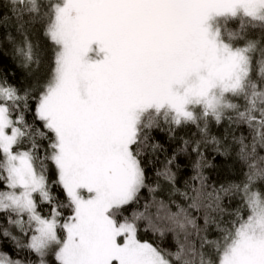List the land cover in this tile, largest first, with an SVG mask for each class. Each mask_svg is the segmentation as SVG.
<instances>
[{"label":"snow or ice","instance_id":"snow-or-ice-1","mask_svg":"<svg viewBox=\"0 0 264 264\" xmlns=\"http://www.w3.org/2000/svg\"><path fill=\"white\" fill-rule=\"evenodd\" d=\"M0 33L32 77L0 78V264H264V0H0Z\"/></svg>","mask_w":264,"mask_h":264},{"label":"trees","instance_id":"trees-1","mask_svg":"<svg viewBox=\"0 0 264 264\" xmlns=\"http://www.w3.org/2000/svg\"><path fill=\"white\" fill-rule=\"evenodd\" d=\"M2 35L3 34L0 33V36ZM4 77L8 79L9 83L18 87L26 86L32 80V77L28 75L27 71L19 66L17 59L14 57L11 45L0 42V78ZM26 119L31 122L33 117L31 114H27ZM212 131L216 135H221L224 129L223 127H213ZM241 131L247 135L246 129L242 128ZM236 134L239 135L240 132H237ZM181 135H183V133H181ZM155 138L163 145V151H161L158 157L154 158L156 160L155 166L159 167L160 162L164 160L165 155L170 156L172 154L173 150L177 147V142L168 140L167 135L161 132H157ZM207 156L214 165V167L206 169V174L210 177V181L219 184L230 180L238 181L242 178L239 165L234 164L232 159L216 155L211 147L207 150ZM179 163L181 165L179 172V186H182L183 181L190 174V167L189 162L184 157L180 158ZM147 170L149 176L152 177L154 175L153 166L149 165ZM224 203L227 205L229 204V201L225 199ZM237 203V200H233L231 201V206L236 207ZM139 235L142 240H147L154 244H160L161 247H173L170 236L166 237L164 240H160L157 236H153L151 231H145L143 226L141 227ZM210 235L214 236L215 233L213 232ZM0 251L8 253L13 257L16 256V251L9 240L0 239Z\"/></svg>","mask_w":264,"mask_h":264}]
</instances>
